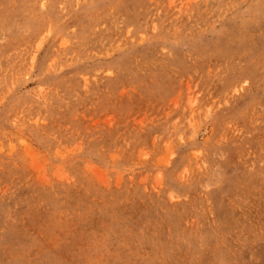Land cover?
I'll use <instances>...</instances> for the list:
<instances>
[{"label":"rangeland","instance_id":"obj_1","mask_svg":"<svg viewBox=\"0 0 264 264\" xmlns=\"http://www.w3.org/2000/svg\"><path fill=\"white\" fill-rule=\"evenodd\" d=\"M0 264H264V0H0Z\"/></svg>","mask_w":264,"mask_h":264}]
</instances>
